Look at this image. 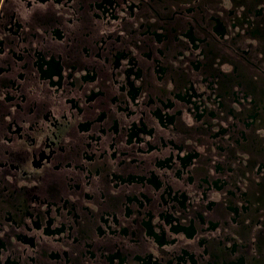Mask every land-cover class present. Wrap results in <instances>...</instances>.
<instances>
[{
	"label": "flooded vegetation",
	"instance_id": "af4514ba",
	"mask_svg": "<svg viewBox=\"0 0 264 264\" xmlns=\"http://www.w3.org/2000/svg\"><path fill=\"white\" fill-rule=\"evenodd\" d=\"M0 264H264V0H0Z\"/></svg>",
	"mask_w": 264,
	"mask_h": 264
}]
</instances>
